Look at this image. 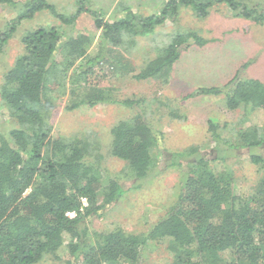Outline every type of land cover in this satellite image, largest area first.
I'll use <instances>...</instances> for the list:
<instances>
[{
	"label": "trees",
	"instance_id": "1",
	"mask_svg": "<svg viewBox=\"0 0 264 264\" xmlns=\"http://www.w3.org/2000/svg\"><path fill=\"white\" fill-rule=\"evenodd\" d=\"M15 1L0 0V4ZM75 3V12L66 15L46 0H26L24 10L0 31L1 52L20 21L43 9L62 25L87 13L95 29L101 31L90 49L93 36L89 34L70 35L54 26L27 30L21 37L24 52L3 76L0 103L13 126L6 136H0V264H35L45 256L58 258L63 245L72 257L66 264H73L72 260L80 264H141L150 241L166 243L172 253L171 264H264V154L249 155L262 173L249 194L233 192L232 175L226 163L221 165L225 158L210 161L198 154L185 165L176 161L183 171L177 201L146 232L133 233L121 227L90 232L85 225L81 227L82 221L100 216L123 189L118 177L101 165V155L95 154L98 143L91 138L56 135L50 121L64 95L68 110L98 103L133 105L135 100L115 98L113 88L96 85L91 76L106 63L109 74L133 72L128 60L121 58L123 38L152 33L169 14L177 15L179 5L190 7L202 19L210 7L224 3L234 16L262 24L264 0L252 5L240 0H169L159 14L141 15L122 7L111 22L85 0ZM191 42L202 46L207 40L194 31L177 34L135 77L167 73L180 55V46ZM237 77L222 86L199 87L194 95H223L230 110L259 109L261 122L237 135L238 146L251 151L264 147V82ZM217 127L209 122L215 135ZM111 133L110 153L126 162L125 176L139 179L155 170L151 149H164L157 141L161 132L141 112L118 121ZM196 151L194 147L174 155L189 156ZM69 211L76 215L68 217Z\"/></svg>",
	"mask_w": 264,
	"mask_h": 264
},
{
	"label": "rangeland",
	"instance_id": "2",
	"mask_svg": "<svg viewBox=\"0 0 264 264\" xmlns=\"http://www.w3.org/2000/svg\"><path fill=\"white\" fill-rule=\"evenodd\" d=\"M0 4V31L24 10L23 2ZM58 12L69 15L75 12V0H46ZM169 0H85L88 7L102 13L108 22L117 19L122 7L141 15L159 14ZM249 5L262 0H240ZM208 15L199 19L190 7L179 5L177 15L169 14L166 22L155 27L152 33L124 37L122 57L128 60L134 71L129 74H109V64H101V70L91 76L93 83L113 88L117 99L135 100L131 106L98 103L93 107L82 105L68 110L67 96L59 102L50 119L56 135L91 138L98 143L101 165L118 177L123 189L119 199L103 209L100 216L84 219L82 226L91 232L121 227L133 233L146 232L177 201L183 171L182 165L201 154L212 161L223 157L232 175L231 186L238 195L252 192L262 173L251 163V152L264 154V147L247 150L240 148L237 135L249 126L260 123L262 112L242 107L230 110L223 95H201L194 92L199 87L222 86L235 75L238 79H258L264 82V23L236 17L224 3L208 9ZM64 28L70 35L85 33L93 36V44L99 40L100 30L95 29L93 18L83 13L72 24L62 25L48 10L37 11L32 18L20 21L12 36L0 52V87L5 72L16 57L24 52L21 37L27 30L37 27ZM194 31L207 42L198 46L191 42L180 46V55L171 70L157 77L137 79L135 75L177 34ZM102 72V73H101ZM101 75H103L101 77ZM193 94V95H191ZM141 112L148 123L161 132L160 142L164 149L153 147L151 156L155 170L147 177L125 176V161L111 155L112 127L120 120ZM209 122L218 125L216 134L209 129ZM13 126L6 108L0 103V136H6ZM217 136V137H215ZM192 155L176 157L174 154L190 151ZM96 158L94 154L91 155ZM97 159V158H96ZM220 166V165H219ZM221 168V166H220ZM124 170V171H123ZM58 258L45 256L35 264H66L69 251L63 245ZM72 260L73 264H80ZM172 253L165 242L150 241L142 255L141 264H171Z\"/></svg>",
	"mask_w": 264,
	"mask_h": 264
},
{
	"label": "built area",
	"instance_id": "3",
	"mask_svg": "<svg viewBox=\"0 0 264 264\" xmlns=\"http://www.w3.org/2000/svg\"><path fill=\"white\" fill-rule=\"evenodd\" d=\"M82 204H83V205H86V201H85V199H83V198H82ZM66 215H67L68 217H73V216H75L76 214H75L74 211H69V212H66Z\"/></svg>",
	"mask_w": 264,
	"mask_h": 264
},
{
	"label": "crops",
	"instance_id": "4",
	"mask_svg": "<svg viewBox=\"0 0 264 264\" xmlns=\"http://www.w3.org/2000/svg\"><path fill=\"white\" fill-rule=\"evenodd\" d=\"M125 7V6H124Z\"/></svg>",
	"mask_w": 264,
	"mask_h": 264
}]
</instances>
